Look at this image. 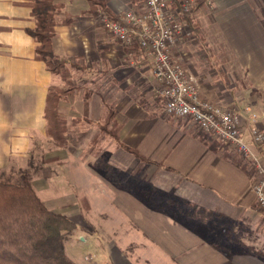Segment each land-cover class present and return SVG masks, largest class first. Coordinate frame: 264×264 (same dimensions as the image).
Segmentation results:
<instances>
[{
    "label": "crops",
    "instance_id": "1",
    "mask_svg": "<svg viewBox=\"0 0 264 264\" xmlns=\"http://www.w3.org/2000/svg\"><path fill=\"white\" fill-rule=\"evenodd\" d=\"M54 1L62 4L55 13L57 23L52 37L55 54L80 64L82 68L77 70L104 73L108 80L110 77L124 80L126 70L124 85L116 86L118 97L113 101V119L119 124L120 140L137 150L141 157L119 149L109 138L104 143L105 162L124 174L141 167L144 171L141 174L150 176L147 183L137 179L130 184L125 180L116 185L105 176L107 169L104 174L99 166L86 162L89 158L93 162L98 153L72 155L64 152V147L44 155L51 158L48 161L43 158L45 164L38 171L33 167L32 145L46 137V95L55 75L44 60L35 56L37 42L28 32L35 20L28 0H0V173L14 174V170L26 169L36 194L47 207L74 222V233L66 237L64 248L76 264L104 261L111 264H264V249L246 242H240L243 248L225 240L216 242L207 228L195 226L196 221L205 222V219L193 215L195 207H202L210 212L208 216L230 223L240 219L264 223L252 190L253 172L248 160L231 155L227 143L214 139L189 117L164 112L162 99L159 97L160 103L157 102L154 89L143 85L153 77L150 61L138 47H132L130 54L127 45L96 21L99 6L118 16L126 5L135 7L140 0ZM219 2L220 6L225 3ZM231 15L239 26L234 29L236 35L240 32L241 40L235 39L238 45L247 48L264 45L261 33L264 29L257 24L252 7L241 6ZM191 16L199 22L202 18L198 14ZM67 17L71 18L69 22H65ZM219 20L223 22L219 23L220 29L226 32V19ZM258 38L263 43L259 44ZM250 69L249 87L264 95V67L252 64ZM204 84L200 86L203 94L213 96L212 89H206ZM258 101L256 97L253 105L259 111L252 104L239 101L231 107L239 109L243 119L253 112L254 122L264 130V100ZM64 103L67 107L69 102L65 97ZM73 105L81 121L108 117V106L94 92L90 97L82 94L76 97ZM111 147L120 151H113ZM117 158H126L130 163L125 167L123 162H116ZM70 159H75V163ZM122 178L126 179V174ZM168 200L191 207L192 219H183L176 210L166 207ZM78 214L81 219L88 214L92 230L86 234H78L84 232L75 217ZM101 221L107 222L113 235L102 236ZM122 225L126 231H133V235L131 232L125 243H115L114 236L119 237L115 235L116 229ZM74 237L82 242H94L105 260L89 262L86 254L80 257L68 253V241L79 243L71 239ZM107 239L109 243L105 242Z\"/></svg>",
    "mask_w": 264,
    "mask_h": 264
},
{
    "label": "rangeland",
    "instance_id": "2",
    "mask_svg": "<svg viewBox=\"0 0 264 264\" xmlns=\"http://www.w3.org/2000/svg\"><path fill=\"white\" fill-rule=\"evenodd\" d=\"M219 1L220 0H211V5L209 6L203 2L197 4L193 12L199 11V13L193 14H198V16H202V18L201 20L199 19V22L192 16L196 27L193 28L191 36L185 38L183 44L174 48L176 52L173 50V53L182 61L186 69L197 78L200 97L210 99L228 107H231L238 101L253 105V100L256 97L259 101H262L264 100V95H262L261 91L257 92L258 90L254 87H249L251 82L248 80L247 72H250L252 64L264 67V45L253 46L252 48H247L240 44L238 45L235 39H240V32L238 31L236 35L234 29H238L239 26L234 23V16L231 14L235 13V9L248 5L255 11L257 24H259L260 28L264 29V0H224L225 3L221 6ZM129 7L131 6L126 5L125 9ZM230 15L232 17H229ZM220 17L221 19H226L224 21L227 28L226 32L220 29L219 23H223L219 20ZM260 32L257 34L259 35ZM261 33L264 34V31ZM256 40L259 44L264 41V39L262 41L261 38ZM78 67L82 68L80 64L70 60L67 63L65 74L54 73V82L51 85L58 91L62 90L61 97L56 104V111L64 120V141L58 143L56 137L52 134V127H48L47 124L46 137L34 142L32 145L31 155L33 167L37 168L38 171L39 168L45 164L42 163V159L45 158L44 155L47 154L48 156L49 153H52L58 147H64V152L72 155H75L76 152H82L88 156H90L91 153H98L97 159H94L92 162L89 158L86 162L88 165H95V167L99 166L103 173L104 169H107L106 172L108 171V173L105 176L116 185L122 184L125 180L126 184H130L137 179H141L142 182L147 183V178H149L150 175L148 177L142 175L141 172L144 173V171L140 170L141 167L139 170H127L125 173L126 179H123L122 176L125 175L124 172L116 171L109 167L110 165H107L105 162L106 159H104L103 156L105 152V139L109 140V138H111V143L114 142L116 144V147L119 146V149L121 147V149L126 151V148L119 145L118 141L112 136V132L118 133L119 129V124L113 119V101L118 97L116 94V86L124 85L126 81V70H124L123 73L125 81L122 77L121 81H116V79H112L111 77L108 80L104 73H86V70H77ZM191 67L196 70L194 71L195 73L191 70ZM202 82L205 83L206 89H212L210 91L214 92L213 96L203 94L200 87ZM143 85L147 89H154V96L158 97L155 99L160 103V96L157 93V89L160 87L158 82L152 77L145 81ZM92 92L98 94L100 99L108 106V117H103L100 120H86L85 118L81 121L80 118L78 119V116L75 115L73 105L74 99L81 96V94L84 95V97H90ZM64 97L67 99V102H69L66 105L67 107L64 106L66 104L64 103ZM252 107L255 108L256 111L260 110L254 105ZM116 147H111V149L113 151H120ZM228 149L231 155H236L229 145ZM116 155L117 153H115V157H117ZM50 158L51 157H46L45 160L48 161ZM70 160L75 163V159ZM116 162H123L125 167L127 163H130L126 162V158H117ZM136 168L139 167L136 166ZM14 171L18 173V170ZM16 173H14L13 177H15ZM4 174L6 177H8L7 175H11L9 172ZM165 204L166 207L170 209L173 208L174 211L176 210V213H178L181 218L186 220L192 219L190 217L192 209L185 203L168 200ZM81 208L82 207H80V211L82 212ZM259 210V214L264 216V211L261 209ZM79 215L80 214L75 215V217L80 221L81 227L84 228V232L78 234H86V232L92 230L91 223L86 216L88 214L82 215V219ZM193 215L201 217L204 213L195 210ZM116 216L112 218H116ZM203 218L205 222L196 221L195 226L207 228L211 232V236L213 237L212 240L216 242H224V240L227 242L229 241L233 245L241 248H243L241 243L243 244L246 242V244H250L256 248L264 249V223L259 221L255 223V221L253 222L254 219H240L238 222L230 223L217 216L216 218L214 216H204L202 219ZM100 223H102L103 227V231L100 232L102 236L106 237V234L113 235L110 229H108L107 222L101 221ZM118 234L119 237L114 236L115 243H125L129 235H133V231H126L122 225L119 229H116L115 235ZM71 239L79 243L68 241L66 244L68 253L80 257L86 254L85 258L89 262L105 260V257L97 251L94 242H82L80 239H77V237ZM135 239L136 238H133V240ZM105 242L109 243V240L107 239Z\"/></svg>",
    "mask_w": 264,
    "mask_h": 264
},
{
    "label": "built area",
    "instance_id": "3",
    "mask_svg": "<svg viewBox=\"0 0 264 264\" xmlns=\"http://www.w3.org/2000/svg\"><path fill=\"white\" fill-rule=\"evenodd\" d=\"M199 2L211 5V0H140L118 16L99 6L96 21L122 44L136 43L150 61L164 112L189 117L214 139L227 143L239 158L248 160L256 205L264 211V130L254 122L255 114L243 119L236 107L200 97L197 78L173 53L191 36L186 16L193 14Z\"/></svg>",
    "mask_w": 264,
    "mask_h": 264
},
{
    "label": "trees",
    "instance_id": "4",
    "mask_svg": "<svg viewBox=\"0 0 264 264\" xmlns=\"http://www.w3.org/2000/svg\"><path fill=\"white\" fill-rule=\"evenodd\" d=\"M28 3L35 20L34 27L28 29L37 42L35 56L44 60L51 72L64 73L68 60L55 54L52 47L57 23L55 13L62 4L54 0H28ZM70 19L67 17L65 22ZM186 21L192 30L196 27L191 15L186 16ZM132 47L138 45L128 46L129 51ZM61 93L62 90L54 89L53 85L48 87L44 112L58 143L64 141L65 131L64 120L56 111ZM112 136L119 145L141 157L137 150L120 140L118 133L112 132ZM13 175L6 177L0 173V264H76L64 248V240L75 228L74 222L47 207L36 194L26 169L18 170L15 177ZM195 210L204 213L201 219L210 215L202 207H195Z\"/></svg>",
    "mask_w": 264,
    "mask_h": 264
}]
</instances>
